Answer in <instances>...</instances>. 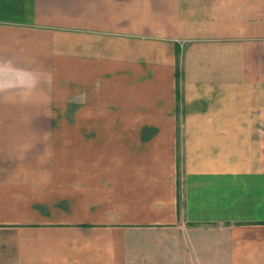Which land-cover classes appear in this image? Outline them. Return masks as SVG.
Returning <instances> with one entry per match:
<instances>
[{
	"label": "crops",
	"instance_id": "1",
	"mask_svg": "<svg viewBox=\"0 0 264 264\" xmlns=\"http://www.w3.org/2000/svg\"><path fill=\"white\" fill-rule=\"evenodd\" d=\"M0 264H264V0H0Z\"/></svg>",
	"mask_w": 264,
	"mask_h": 264
}]
</instances>
